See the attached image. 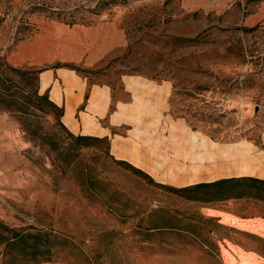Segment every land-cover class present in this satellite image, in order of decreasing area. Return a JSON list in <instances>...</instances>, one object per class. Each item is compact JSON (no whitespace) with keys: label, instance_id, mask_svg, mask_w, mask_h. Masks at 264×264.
<instances>
[{"label":"rangeland","instance_id":"1","mask_svg":"<svg viewBox=\"0 0 264 264\" xmlns=\"http://www.w3.org/2000/svg\"><path fill=\"white\" fill-rule=\"evenodd\" d=\"M97 1L0 0V93L8 89L11 100L21 101L20 78L10 69L15 68L10 54L18 41L32 37L40 28L35 42H44L47 23L57 19L55 12L65 13L66 19L72 14L75 21L82 17L96 24L111 22V28L115 24L124 32L127 45L92 69L78 67L88 86L111 88V110L118 100L137 104L131 123L113 133L137 134L141 148L170 161V135L175 130L179 143L190 134L195 141L207 138L212 146L226 147L227 154L239 149L244 155L242 164L260 153L264 166V30L244 21L262 0H236L223 10L211 11L184 9L182 0H128L91 16L87 11ZM35 6H44L46 11H31ZM81 25L73 27L83 29ZM74 40L54 42L63 48ZM137 78L147 85L126 83ZM150 85L168 87L169 94L154 99ZM38 94L43 93L39 90ZM9 110L0 109V222L14 230L46 231L58 238L59 246L52 249L49 262L28 264H264V233L226 225L235 226L227 218L253 226L264 224L262 202L188 200L115 166L102 157V145L78 151L75 174L66 173L63 164L74 160L68 161L67 155L61 157L49 146L50 141L56 142L62 152L71 143L56 126L55 117L33 106L21 112L15 107ZM134 124L139 128L132 129ZM32 130L46 143L30 141L26 131ZM71 149L64 153L70 156L77 151ZM126 162L154 182L174 188L209 182L183 181L176 169L156 177ZM182 164L180 160L178 165ZM193 177L202 178L198 170ZM115 188L122 193L118 202L108 200ZM143 205L147 206L146 219L139 222L131 207ZM207 209L219 210L220 220ZM234 215L256 220H239ZM152 226L159 228L147 230ZM21 262L15 252L0 247V264Z\"/></svg>","mask_w":264,"mask_h":264},{"label":"crops","instance_id":"2","mask_svg":"<svg viewBox=\"0 0 264 264\" xmlns=\"http://www.w3.org/2000/svg\"><path fill=\"white\" fill-rule=\"evenodd\" d=\"M233 1L236 0H182V7L187 10H223ZM244 21L249 27L261 25L262 30H264V0L260 1V4L252 13L244 17ZM50 22L52 23H47V34L44 42H35L42 32L40 28V31L32 37L18 41L14 51L10 54L13 57L9 61L15 68L27 65L36 69L43 68L39 76V90L41 93H48L50 101L62 109L61 122L70 133L73 135L108 138L110 154L115 159L130 161L135 166L146 170L156 177L162 173H167L166 171L168 170L175 169L182 172L183 181L191 183L202 179H208L207 181L213 182L219 179L248 176L261 179L262 175H264L262 154L256 153V156L250 158L251 161L249 163L242 164L241 161L244 155L241 154L239 149H235L234 153H229L232 156H228L226 147L216 144L212 146L207 138L202 140L197 138V141H195L196 138L189 134V137H184L185 141L179 143V140H176L179 135L174 133L175 130H172L170 135L172 156L169 161L168 157L164 159L159 153H149L143 147L141 148V139L137 134L131 136L113 133V130H119L124 125L131 123L137 104L118 100L114 109L111 110V88L105 85L88 86L87 82L79 74L67 66L80 65L86 69H92L105 60L114 50L127 45L124 32L118 29L113 22L114 26L112 28L110 27L111 22H107L95 23L92 26L81 25L83 29L77 26L64 25L56 21ZM68 37L75 38V40L69 41L63 48L61 44L54 42V39L64 40ZM47 50H50V53H45ZM126 83L132 87L145 84L138 78L129 79ZM149 89L153 91L154 99H158L162 94H169L168 87L160 86L157 88L152 85ZM136 126L138 125H132V129L137 128ZM183 131L185 132L186 130L184 129ZM201 156L202 158L200 159ZM180 160L183 161L182 166L178 165ZM197 170L202 178L193 179V174ZM207 211L209 213L211 211V216H216L220 220V213L217 212L219 210L207 209ZM234 216L239 220H256ZM227 221L235 226L226 225L241 231L253 233L248 231L253 229V231L264 233L263 223H257V226L251 224V226L244 222L238 223L229 218H227ZM256 235L260 236L259 234ZM262 238L264 239V237ZM240 249L243 250L242 248Z\"/></svg>","mask_w":264,"mask_h":264},{"label":"trees","instance_id":"3","mask_svg":"<svg viewBox=\"0 0 264 264\" xmlns=\"http://www.w3.org/2000/svg\"><path fill=\"white\" fill-rule=\"evenodd\" d=\"M128 0H98L96 6L94 8H90L87 12L91 16H97L102 14L103 12L109 11L113 6H119L121 4H125ZM251 1V0H249ZM44 6H35L32 8L31 11H46V7ZM110 13V12H108ZM56 15V21L63 23L68 26L73 25H92L96 22V20H87L84 18H80L79 21H75L72 19V14L67 17L66 14L61 13L60 11L54 13ZM63 15V17H60ZM258 27V26H257ZM256 27V28H257ZM130 48H131V42ZM69 69L74 70L77 74H83V70H81L78 66L75 65H68ZM11 71L17 74L20 78L18 81V85L20 86L21 91L20 95L23 97L21 101L15 102L9 98L8 89L4 90L0 93V109L5 111H10V107H15L18 111H23L27 109L29 106H33L37 110L45 109L49 114H52L56 119V126L65 132L66 137L71 141L69 148L64 149H71L77 151L73 152L72 155L69 156L68 152L59 148L56 142L50 141L49 146L52 152L61 154L63 157L67 155V160L73 159L74 162L70 164V161L63 164L62 170L66 173H70L72 175L75 174L73 168L77 167L78 165L75 164V157L83 148H89L93 145H102L105 149L104 154L102 157H105L115 165L119 167H125L128 170H132L136 174H140L147 179L154 186L163 189L167 192L172 194H179L187 198L188 200H193L203 204H218L225 202L230 199H248V200H255L258 202H262L264 204V179H258L253 177H232L226 179H219L213 182H202L193 184L186 187L181 188H174L165 184L156 183L150 178L147 174L134 168L126 161L117 160L114 158L113 155L110 154V142L108 138H98L94 136H85V135H73L68 131V129L62 124L61 117H62V109L57 107L54 103H52L48 97V93H43L39 95V76L40 73L43 71V68H31V67H17V68H10ZM36 83V89H34V85ZM26 91V92H25ZM28 134L30 141L34 143H41L45 144V140L38 135L37 130L26 131ZM64 150V151H63ZM72 150V149H71ZM72 150V151H73ZM80 174V171H79ZM89 180L88 182H90ZM104 189L100 190V194H103ZM105 193V192H104ZM121 192L118 189H112L108 200L110 201H117L118 198L121 196ZM131 211L133 212L134 216H139L141 222L145 218V213L147 212V206H138V208L131 207ZM151 214L153 212H150ZM151 214L148 215V220L150 219ZM146 219V218H145ZM139 224V223H138ZM139 227V225H138ZM159 228L158 226H152V228H147V230H152ZM0 247L4 251H13L15 252L19 259L22 261L23 264L28 263H39V262H49L50 261V254L53 248H57L58 246V238L55 236L50 235L46 231L37 230L36 232H31L27 229H19L14 230L9 228L2 222H0Z\"/></svg>","mask_w":264,"mask_h":264}]
</instances>
